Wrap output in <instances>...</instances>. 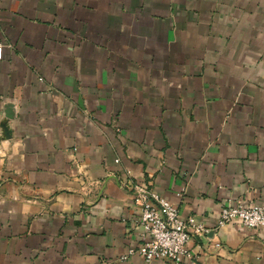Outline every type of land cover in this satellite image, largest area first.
I'll use <instances>...</instances> for the list:
<instances>
[{"label":"crops","instance_id":"crops-1","mask_svg":"<svg viewBox=\"0 0 264 264\" xmlns=\"http://www.w3.org/2000/svg\"><path fill=\"white\" fill-rule=\"evenodd\" d=\"M0 45V264H174L129 254L130 183L206 226L199 264H264L216 228L264 206V0H0Z\"/></svg>","mask_w":264,"mask_h":264},{"label":"built area","instance_id":"built-area-1","mask_svg":"<svg viewBox=\"0 0 264 264\" xmlns=\"http://www.w3.org/2000/svg\"><path fill=\"white\" fill-rule=\"evenodd\" d=\"M2 45H0V60ZM119 163V160H117ZM133 204L139 210L137 223L142 227V243L131 249L130 255L138 253L147 263L155 260L183 264H199L188 249L192 239H200L208 233L206 226L191 217L184 219L178 206L146 187L130 183ZM182 194H179L181 196ZM238 223L249 228H264V206L242 201H228L220 214L216 228ZM220 248V243H215Z\"/></svg>","mask_w":264,"mask_h":264},{"label":"water","instance_id":"water-1","mask_svg":"<svg viewBox=\"0 0 264 264\" xmlns=\"http://www.w3.org/2000/svg\"><path fill=\"white\" fill-rule=\"evenodd\" d=\"M6 120L3 122H0V128L4 131V135L6 136L7 139L11 138V133L9 132L8 129V120L12 119V114L9 112H6L5 114Z\"/></svg>","mask_w":264,"mask_h":264}]
</instances>
